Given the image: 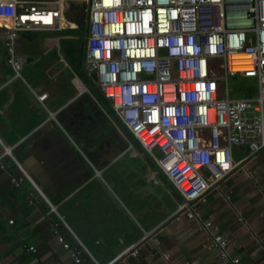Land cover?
I'll use <instances>...</instances> for the list:
<instances>
[{"label": "built area", "instance_id": "1", "mask_svg": "<svg viewBox=\"0 0 264 264\" xmlns=\"http://www.w3.org/2000/svg\"><path fill=\"white\" fill-rule=\"evenodd\" d=\"M77 2L83 6L75 8ZM69 15L83 16V72L95 74L113 110L111 124L123 137L124 127L178 191L173 216L199 221L219 259L239 264L231 256L232 241L196 207L242 165L235 148L251 156L264 152V0H0L3 51L13 80H23L26 62L17 48L19 32L81 28ZM53 44L58 58L47 80L52 69L65 70L73 98L89 93L58 40ZM236 77L255 80L256 95L230 98L228 79ZM43 83L29 90L45 107ZM3 152L1 157L11 150ZM20 170L13 185L33 183ZM58 241L74 264H86L77 249L60 236ZM138 243L107 264L135 256ZM28 251L36 252L33 246Z\"/></svg>", "mask_w": 264, "mask_h": 264}, {"label": "crops", "instance_id": "2", "mask_svg": "<svg viewBox=\"0 0 264 264\" xmlns=\"http://www.w3.org/2000/svg\"><path fill=\"white\" fill-rule=\"evenodd\" d=\"M61 31L19 32L17 48L26 57L23 70L38 68L41 54L54 53L40 76L32 79L29 74L23 80L12 79L0 31V259L4 264H74L60 236L69 246L77 245L70 247L86 264H107L139 241L137 254H126L118 264H230L219 259L199 221L173 216L180 202L175 189L147 162L148 154L136 150L111 125V115L88 87L94 80L83 72V63L84 77L78 74L87 94L73 98L65 70L52 69V82L47 80L46 72L58 58L53 43L58 40L66 50ZM75 41L69 46L74 54L82 49L84 31ZM42 83L49 94L47 110L29 90ZM104 123L114 137L124 140L118 156L111 139L97 138ZM4 147L11 152L1 157ZM236 149L234 157L236 153V159H244L242 165L196 208L232 241L231 256L239 258V264H264V152L251 156L244 148ZM124 153L140 158L155 189L136 175L123 179L110 172ZM20 168L33 183L13 185ZM148 231L153 232L143 238ZM29 246L36 252L28 251Z\"/></svg>", "mask_w": 264, "mask_h": 264}, {"label": "rangeland", "instance_id": "3", "mask_svg": "<svg viewBox=\"0 0 264 264\" xmlns=\"http://www.w3.org/2000/svg\"><path fill=\"white\" fill-rule=\"evenodd\" d=\"M49 7H52V6H49ZM83 25L84 24H82V26H81L82 30L79 29L80 31L78 29L61 31L60 36H61V40H62V45L64 46V48L66 50L69 49V46H74L76 44L75 40L78 38V36L80 34H82V32L84 30L83 29ZM69 51L73 52V50H71V49H69ZM53 57H54V53L53 52H51V55L41 54V59L39 60L40 61L39 62L40 66L38 68H35V69H33V68L32 69H29V68L24 69L22 71V73H21L22 77L25 78V79H28L30 77L29 74H31V75H33V76H31L32 79H36V77L41 75L43 66L46 65V63L49 62L50 60L52 61ZM49 58H50V60H49ZM249 82H250V80L244 81L243 79L238 78V77L229 78L228 79V88H229L230 98H237L236 91L240 87H242L244 85H247ZM94 86H95L94 82H92V83H90L88 85V87L90 89L93 88ZM110 115H111V117H113V114H110ZM100 119H103V118H99V119L96 120V124L97 125L101 122ZM90 124H92V123H90ZM102 125L103 126L98 127V129H100V131L98 130L99 135L97 136V138L100 139V141L106 140V139H111L115 143V147H116V149L113 150L114 157L120 155L121 150H124L123 148H125V145H122L124 140L121 141L119 137L118 138L114 137V135H113L114 131L113 130L111 131L109 129L110 128L109 127V123H106V124L104 123ZM69 133L72 135L71 132H69ZM123 135L126 137L125 133H123ZM237 149L240 150V148H237ZM147 156L149 157V159H146L147 162L151 166L154 167L155 172L157 174L161 175L160 170L155 165H153L151 163V161L153 162L151 156H149V155H147ZM235 158H236V153H235ZM237 158H239V157H237ZM110 172L118 173L119 176L121 178H123V179L128 178V176H130V175H132V176L136 175L137 178H139V179H141L143 181L144 185L147 188L149 186L151 189H155V188H152V186H153L152 181L146 179L150 175V172L148 171V168L144 167V165H142V163L140 161V158H134L133 159L131 157L130 153H126L125 155L121 156L119 158L118 162L114 166L111 167ZM167 186H168L169 189H171V190L173 189V186H171V183L167 182Z\"/></svg>", "mask_w": 264, "mask_h": 264}, {"label": "trees", "instance_id": "4", "mask_svg": "<svg viewBox=\"0 0 264 264\" xmlns=\"http://www.w3.org/2000/svg\"><path fill=\"white\" fill-rule=\"evenodd\" d=\"M62 53H63L65 59L67 58V61H69V63L72 65V67L78 73H80V75H82V77H84L83 72H81V67H82V63H83V59H84V41H83L82 49L77 48V52L75 54H74V52H70L69 49L62 51ZM78 53H80V54L78 55ZM238 78H241L244 81L250 80V82L247 85L240 87L236 91L237 97H252V96H254L256 94V82H255V80L250 79V78H243V77H238ZM85 81H87V80H85ZM92 91L95 95L94 96L95 99L101 104L102 109L105 112H107L108 114H113V110L111 108L110 102L99 92L98 88L96 86H94L92 88ZM121 129L125 133V135L129 139L130 143L132 144V146L136 150H140L142 152H145L143 150V148L141 147V145L139 144V142L124 127L121 126ZM161 175H162V177H164L162 173H161ZM164 178H166V177H164ZM171 186H172V184H171ZM174 192L176 194L177 199L181 200V197H180L178 191L175 189ZM70 246L76 247L77 245L72 244Z\"/></svg>", "mask_w": 264, "mask_h": 264}, {"label": "water", "instance_id": "5", "mask_svg": "<svg viewBox=\"0 0 264 264\" xmlns=\"http://www.w3.org/2000/svg\"><path fill=\"white\" fill-rule=\"evenodd\" d=\"M69 21L75 23L77 26H80L83 20V16H79V18L74 19L73 17H71V15L68 16ZM91 78L95 81L96 77L95 74L91 75ZM93 164H95V161H91Z\"/></svg>", "mask_w": 264, "mask_h": 264}, {"label": "bare ground", "instance_id": "6", "mask_svg": "<svg viewBox=\"0 0 264 264\" xmlns=\"http://www.w3.org/2000/svg\"><path fill=\"white\" fill-rule=\"evenodd\" d=\"M75 5L77 4L79 7L80 6H83V4L82 3H79V2H77V3H74Z\"/></svg>", "mask_w": 264, "mask_h": 264}, {"label": "clouds", "instance_id": "7", "mask_svg": "<svg viewBox=\"0 0 264 264\" xmlns=\"http://www.w3.org/2000/svg\"><path fill=\"white\" fill-rule=\"evenodd\" d=\"M112 125V124H111ZM114 127V126H113ZM115 128V127H114ZM116 129V128H115ZM129 141V139H127Z\"/></svg>", "mask_w": 264, "mask_h": 264}]
</instances>
